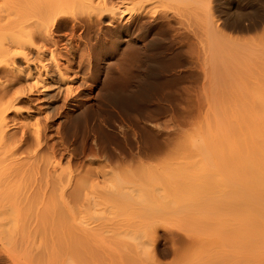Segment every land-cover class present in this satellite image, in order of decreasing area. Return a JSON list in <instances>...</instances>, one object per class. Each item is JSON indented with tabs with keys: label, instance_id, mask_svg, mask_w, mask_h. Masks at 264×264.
Instances as JSON below:
<instances>
[{
	"label": "rangeland",
	"instance_id": "1",
	"mask_svg": "<svg viewBox=\"0 0 264 264\" xmlns=\"http://www.w3.org/2000/svg\"><path fill=\"white\" fill-rule=\"evenodd\" d=\"M133 8L128 0L122 5L124 13ZM215 9L208 0H155L143 22L111 26L108 13L100 20L88 2L71 5L66 14L82 25L76 20V29L74 23L59 28L58 44L47 47L58 51L57 62L82 94L64 105V96L50 97L57 89L29 93L31 102L18 104L22 111L7 112V130H18L20 138L24 122L49 123L45 133L56 159L72 172L68 188L80 194L64 195L63 202L34 190L37 174L12 180L8 168L16 158L8 150L0 164V264H264V239L248 244L240 235L241 116L250 102L246 111L264 109V26L251 32L223 27L218 38L208 29L211 16L214 22L213 16L229 14ZM253 18L243 23L259 16ZM19 42L30 47L26 36ZM49 60L56 79V60ZM7 79L0 75V82ZM22 81L15 90L27 87ZM156 144L161 148L150 152ZM0 147L6 148L3 141ZM27 151L15 162H30ZM97 166L112 173L83 181L80 173ZM160 204L162 214L154 218L151 207ZM153 225L157 234L149 230Z\"/></svg>",
	"mask_w": 264,
	"mask_h": 264
},
{
	"label": "bare ground",
	"instance_id": "2",
	"mask_svg": "<svg viewBox=\"0 0 264 264\" xmlns=\"http://www.w3.org/2000/svg\"><path fill=\"white\" fill-rule=\"evenodd\" d=\"M81 1L88 2L89 6L92 8L93 11L94 9H96V16L100 20L103 18V15H107L108 13L110 19L108 20L107 23L108 25L113 26L116 23H120V22H125V23L129 21H133L136 23L138 21L143 22V19L149 16L148 14L150 11L148 10V6L155 0H128L130 1V3H133L135 5V8L130 9L128 13H124V10L122 9V5L127 0H3V3H1L0 5V63L5 62L3 66L0 65V75H2L3 77L7 76L8 79L11 78L10 81L7 79V81L5 82H0V141H3L6 147L2 150V152H1L2 148L0 147L1 148L0 149V164L6 162L9 159L8 158L9 153H6L9 150L11 152L10 159H13V157L16 158L11 161V164L14 163V165L12 166L10 164V167H9L10 169L8 168V173H10L12 180H16L17 178L18 180L19 178L23 179L25 175L28 173L29 174L33 173L35 175L37 174L36 176L35 175L34 176L36 178L37 176L38 178L40 176V178L38 180L36 179L37 184H35L34 190H36V192L38 193H42L43 196L45 195L44 197L48 195L52 196L54 194L59 195L60 199H62L63 202H65V200H63L64 195L71 196V195H74L73 194L74 192L75 194L78 193L77 195H79L80 193L75 191L78 189L76 187H75L76 189L68 188L71 182L70 173L72 172H69L67 169L61 166L62 164H61L60 159L59 160L56 159L55 145L54 146L52 145V147L50 146L47 132L45 133V130H47L46 128L47 127L49 128L50 124L45 123L43 126V124H41L39 120H36V118H35L36 121L32 120L33 122L31 120L30 122L29 121L24 122L25 124L22 122L23 124L21 123L22 124L21 131L23 132V136H19L20 138H17L18 130L16 132L15 131L10 132L7 130V128H9L10 126L8 117H7V112L9 113L11 112V110L12 111L17 110L19 112L22 111V109L18 107V104L31 102L30 101L31 99H29L28 95L29 93L31 94L34 93V91L42 92V93H45V95H47L48 92L57 89V94L52 95L50 97L54 98V100L55 99L57 100L59 95L60 97L64 96V99H65L64 105H66L67 104L66 102L69 101L70 99H75V98L78 99L80 97V93L82 91L79 89V86L78 87L74 86L75 85L74 80H70L69 77H66L67 71L65 70L64 72L61 68V65H59V63L57 62L58 61L57 60L58 51H55L53 47L51 49V45L55 46L58 44V40H57L58 38L56 39V36H57L56 31H58L59 28L64 27V26L67 27L70 23L71 24L74 23L73 27L76 29L77 18H69L66 13L70 9L71 5H75ZM205 1L207 4V0ZM208 3H209L210 10L213 8L217 9L218 6H220V11L222 13L227 12L229 14L226 16H221V18L219 16V19L217 20L215 19L216 16H213L214 22L211 16V19H210L211 23L208 29L209 28L212 29V31L218 35V38L222 37V36H219V34L223 35V33H225V31L227 30L226 28H223V27H227V28L228 27H231V28L239 27V28L244 29V31L249 29L248 31L251 32L250 29H255V28H258L259 26H262V27L264 26V0H208ZM217 12H219V10ZM216 13L214 14L216 15ZM218 15H221V13ZM258 16H259V19H257V21L254 23H250L247 26L245 23H243L248 18H253V17H258ZM80 23L78 24V26L82 25ZM89 24L91 25L92 23H88V25ZM90 25L89 27L93 29V27L95 26V23H94V26H90ZM222 28L226 30L224 31ZM231 28H228V29H231ZM20 36L21 37L26 36L29 38L30 47H28L25 43L19 42ZM223 39L224 38H222V40ZM229 43L230 41L227 44L226 43L224 44L228 45ZM49 44L51 45L47 47ZM237 44L238 45H236V47L238 46L242 47L241 44L239 43ZM213 45H216V44H213ZM228 47H231L230 44L228 45ZM55 48L59 50L58 46H56ZM47 54L50 56L49 57L50 59L56 60V67L58 68V78L56 79L53 78L49 74L50 70H48L49 69L48 64H50L49 63L50 60L49 58L47 59ZM17 56H19V58L21 56V58L23 59L21 61L25 63L24 67L20 65L22 64V62L18 64L20 60L17 62V58H18ZM234 67H238V66H234ZM261 67L263 68V66ZM40 69H44L45 71H47V75H45V77L41 74ZM240 73L241 74L243 73L242 70ZM236 74L238 75L239 73H236ZM247 74L249 75V73ZM221 75H224V73ZM233 76L236 77L235 73L233 74ZM244 76H247V75H244ZM244 76H242V78ZM248 77H250V75ZM257 78L259 77L257 76ZM21 79L22 80L24 79L23 81L27 79L28 82H25L26 84L28 83L27 87L22 90H19L20 88H22L19 86V89L15 90V86L16 87L18 86L17 84H19L22 81ZM12 81L14 83H12ZM258 81H260V79ZM227 82L229 83V80ZM237 82H242V81L240 80ZM224 83H226V81ZM228 83L227 85H229ZM20 85H22V83H20ZM261 85H262V82H261ZM226 87L227 86H225V88ZM255 88L250 91H254ZM263 98H262V102H264ZM241 100L243 101V99ZM244 100H247V99H244ZM242 103L245 104L246 102L245 103L242 102ZM250 103L244 106L245 110H243V116H241L242 121H243V232L240 235L243 236L242 237L243 242L246 240L248 241V244H249V241L253 239L254 240L264 239V109L261 110L260 108L261 104H260L259 105L260 109H256L260 111H253L252 109H250V111L249 110L246 111V107L247 105L249 106ZM258 104L259 103H257L256 105L258 106ZM231 116H234V114H230V117ZM236 116L237 115H235V117ZM236 119L238 118L236 117ZM242 121L240 120V122ZM220 123H223V122H219L217 124V129L221 130V128H218V126L221 127V125H219ZM27 126L28 127L31 126V128L29 127L28 130L33 128V131H32L33 136L32 134L31 136H29L30 135L29 131H27L26 129ZM214 129H215V126H214ZM74 134L78 136L79 134L78 127L75 129ZM228 134H225V137ZM28 148H29V152L27 151ZM50 148H51V151H49ZM160 148L161 147L156 144V145L150 146L148 150L153 153L154 151H157ZM24 151H27L26 153L30 154V156L28 155L29 161H30L28 163L30 164V166L26 162L25 164H22L21 161H23V159L20 161L21 164L15 162V161H18L17 159L19 158V157L18 158L16 157L17 154L19 153L21 156V153ZM46 151L49 152V154L46 153ZM44 152L48 154L49 157H47V155H45ZM50 152L52 155L50 154ZM5 153L7 154L6 157L4 155ZM44 156H45V159L43 158ZM46 157L48 158L47 160H46ZM15 163H17V165ZM26 164L28 165L27 168L24 166ZM3 170H6V169L4 168ZM110 170L111 169L109 168L105 169V167L103 166H97V167L88 168L87 170H85L83 175L82 173H80V171L78 172V174L80 173L83 178L86 177V179L85 178L84 179L82 178V179L83 181L85 180L87 182L88 179L90 181L91 179L94 180V178L110 175L112 173V172H109ZM93 175H95L96 177L95 176L92 177ZM89 176L92 178H89ZM28 177H32V175ZM83 181H80L79 182L80 185L78 184L77 187L80 188V186H82L81 184L83 183ZM80 190L81 189H79L78 191ZM43 196H40V197H43ZM62 204L60 205L62 206ZM162 205L163 204H160L159 205L160 207L150 206L152 208L150 212L152 213V215H154V218L158 212H159L158 215L162 214L161 210H159L161 208H164L162 207ZM168 207L169 205H167L166 209H164L166 210V212L170 211L171 207L170 208ZM156 208H159V209H156ZM164 210H162V212ZM155 212L157 213L155 214ZM0 219L4 220L3 218H0ZM0 223H1L0 228L3 229L2 227L3 222L0 221ZM155 226L153 225L149 227L150 228L149 230L153 231V232L151 231L152 234L153 233L157 234L156 232H158V227L156 226L155 228ZM1 229L0 231L2 232ZM1 234L2 233H0V236H3V234L2 235ZM0 239L2 238L0 237ZM244 245L246 247L247 244H244ZM245 247L243 246L244 250L246 249ZM247 249L245 251H247Z\"/></svg>",
	"mask_w": 264,
	"mask_h": 264
}]
</instances>
